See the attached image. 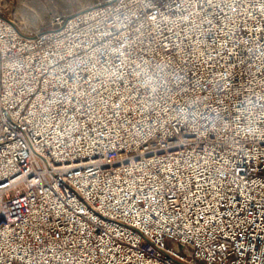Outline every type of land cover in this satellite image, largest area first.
I'll list each match as a JSON object with an SVG mask.
<instances>
[{
    "label": "built area",
    "instance_id": "1",
    "mask_svg": "<svg viewBox=\"0 0 264 264\" xmlns=\"http://www.w3.org/2000/svg\"><path fill=\"white\" fill-rule=\"evenodd\" d=\"M13 10L0 264H264V0Z\"/></svg>",
    "mask_w": 264,
    "mask_h": 264
},
{
    "label": "rangeland",
    "instance_id": "2",
    "mask_svg": "<svg viewBox=\"0 0 264 264\" xmlns=\"http://www.w3.org/2000/svg\"><path fill=\"white\" fill-rule=\"evenodd\" d=\"M10 1V0H9ZM13 14L26 32L46 27L55 15L76 13L89 8L98 0H11Z\"/></svg>",
    "mask_w": 264,
    "mask_h": 264
},
{
    "label": "bare ground",
    "instance_id": "3",
    "mask_svg": "<svg viewBox=\"0 0 264 264\" xmlns=\"http://www.w3.org/2000/svg\"><path fill=\"white\" fill-rule=\"evenodd\" d=\"M12 19H13L14 23L21 24V23H20V20H21V19H19L16 15L12 14ZM21 29H22V28H21ZM22 30H23V29H22Z\"/></svg>",
    "mask_w": 264,
    "mask_h": 264
}]
</instances>
